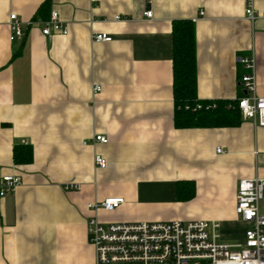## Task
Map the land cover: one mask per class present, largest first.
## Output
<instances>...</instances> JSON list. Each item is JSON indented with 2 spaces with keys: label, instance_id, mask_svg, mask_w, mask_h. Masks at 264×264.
<instances>
[{
  "label": "crops",
  "instance_id": "0c3cea01",
  "mask_svg": "<svg viewBox=\"0 0 264 264\" xmlns=\"http://www.w3.org/2000/svg\"><path fill=\"white\" fill-rule=\"evenodd\" d=\"M42 5L57 11L67 34H42ZM245 5L0 0V176L21 177L0 197V264H96L91 216L105 225L204 219L218 222L220 242L243 240L235 193L241 178H264V125L241 117L233 126H175L172 24H194L198 99L243 95L237 57L249 54L255 93L264 96V0H253V19ZM12 12L23 35L10 40ZM95 33L111 40L95 41ZM25 146L32 159L17 163L14 149ZM180 181L194 184L191 198H180ZM70 183L79 189H65ZM111 196L124 201L110 211L88 206Z\"/></svg>",
  "mask_w": 264,
  "mask_h": 264
},
{
  "label": "built area",
  "instance_id": "2783aa9c",
  "mask_svg": "<svg viewBox=\"0 0 264 264\" xmlns=\"http://www.w3.org/2000/svg\"><path fill=\"white\" fill-rule=\"evenodd\" d=\"M142 15L150 18L152 12L145 10ZM245 15L250 19L257 16L253 0H246ZM37 22L41 24L43 35L67 34V25L55 10L50 11L46 19ZM8 27L10 40L22 37V23L16 13L9 14ZM92 39L110 41L111 37L106 33H95ZM237 62L244 69L239 79L244 94L235 98L241 117L263 126L264 96L255 93L254 56L241 55L237 57ZM99 90L100 85L95 83L93 91ZM214 106L215 103H208L205 108ZM200 107L201 104L197 103L193 110ZM92 140L107 142V138L100 134L93 135ZM216 150L222 151L221 147ZM94 163L98 168L106 166L105 159L99 154L94 155ZM20 183L21 177L17 174L0 176V197L13 192ZM64 188L79 189V185L70 183ZM123 201L122 197L111 196L88 206L110 211ZM234 211L246 224L243 240L234 243L220 242L218 222L204 219L105 225L96 216H91L86 222V231L96 264H264V178L254 176L238 181Z\"/></svg>",
  "mask_w": 264,
  "mask_h": 264
},
{
  "label": "trees",
  "instance_id": "16d2710c",
  "mask_svg": "<svg viewBox=\"0 0 264 264\" xmlns=\"http://www.w3.org/2000/svg\"><path fill=\"white\" fill-rule=\"evenodd\" d=\"M45 6V5H44ZM43 5L39 9L40 18L49 15ZM172 72H173V101L174 124L177 127H210L233 126L240 122L241 113L237 101L232 100H201L196 94V56L194 24L191 20H175L172 24ZM197 103L201 107L193 110ZM215 103L214 107L205 108L206 104ZM230 105V106H229ZM32 159L30 146L14 149V161L28 162ZM186 181L178 182L180 198H191L194 194V184ZM183 191V192H182Z\"/></svg>",
  "mask_w": 264,
  "mask_h": 264
}]
</instances>
